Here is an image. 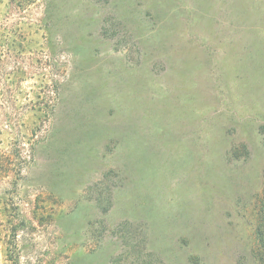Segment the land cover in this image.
Wrapping results in <instances>:
<instances>
[{"label":"rangeland","instance_id":"rangeland-1","mask_svg":"<svg viewBox=\"0 0 264 264\" xmlns=\"http://www.w3.org/2000/svg\"><path fill=\"white\" fill-rule=\"evenodd\" d=\"M121 90L150 158L95 170ZM263 184L264 0H0V264H258Z\"/></svg>","mask_w":264,"mask_h":264},{"label":"crops","instance_id":"crops-1","mask_svg":"<svg viewBox=\"0 0 264 264\" xmlns=\"http://www.w3.org/2000/svg\"><path fill=\"white\" fill-rule=\"evenodd\" d=\"M132 95L134 96V92ZM118 97L119 105L110 118H105V121L99 123L83 121L81 137L87 144L88 160L95 170L132 169L131 159L145 160L146 149L150 158V141L146 146L145 138L135 130L136 124L143 129L151 126L150 100L147 119L145 112L141 124L138 123L141 116L135 112L136 100L130 99L128 91L121 90ZM95 125L98 128H95Z\"/></svg>","mask_w":264,"mask_h":264},{"label":"trees","instance_id":"trees-1","mask_svg":"<svg viewBox=\"0 0 264 264\" xmlns=\"http://www.w3.org/2000/svg\"><path fill=\"white\" fill-rule=\"evenodd\" d=\"M149 141L151 144L150 138L148 139L147 144H149ZM255 211L257 220L255 228L257 244L253 249V254L258 264H264V184L261 194L257 196Z\"/></svg>","mask_w":264,"mask_h":264}]
</instances>
